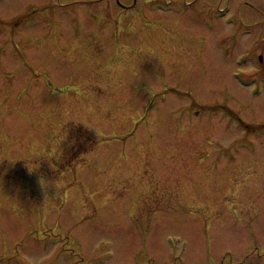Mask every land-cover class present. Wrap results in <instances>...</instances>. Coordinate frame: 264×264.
Wrapping results in <instances>:
<instances>
[{"label": "rangeland", "instance_id": "374dc122", "mask_svg": "<svg viewBox=\"0 0 264 264\" xmlns=\"http://www.w3.org/2000/svg\"><path fill=\"white\" fill-rule=\"evenodd\" d=\"M5 70L0 264H264V0H0Z\"/></svg>", "mask_w": 264, "mask_h": 264}, {"label": "flooded vegetation", "instance_id": "af4514ba", "mask_svg": "<svg viewBox=\"0 0 264 264\" xmlns=\"http://www.w3.org/2000/svg\"><path fill=\"white\" fill-rule=\"evenodd\" d=\"M123 35H125V38H128V43H134L135 41H136V37L134 36V34H123ZM133 35V36H132ZM257 39H259V37H257ZM112 39H110V42H108L111 46H113V45H116L117 44V42L115 41V38L113 39V41H111ZM132 41V42H131ZM107 42V41H106ZM97 44H99V43H97ZM193 44H196L197 45V42H195V43H193ZM163 49L164 50H166V47H165V45H164V43H163ZM203 49H205V47H203ZM182 50H184V48L182 47ZM15 51H16V53H18L17 54V56H18V58H20V57H23V60H25L24 59V54L23 53H21L20 52V49L16 46L15 47ZM186 53H188L189 51H186V50H184ZM200 51H202V47H201V45H200ZM124 68L125 69H128L129 70V64H126L125 66H124ZM132 70L133 69H135V66H134V68L132 67L131 68ZM19 75V74H18ZM17 74H15V73H11V72H7L6 70L5 71H3V73L2 74H0V80L3 78H6L7 80L10 78L11 79V81H14L15 79H16V77H19ZM2 77V78H1ZM5 81V80H4ZM6 84H7V81H6ZM2 85L4 86L5 85V83L4 82H2ZM5 143V142H4ZM4 143L2 144V146L4 145Z\"/></svg>", "mask_w": 264, "mask_h": 264}, {"label": "trees", "instance_id": "16d2710c", "mask_svg": "<svg viewBox=\"0 0 264 264\" xmlns=\"http://www.w3.org/2000/svg\"><path fill=\"white\" fill-rule=\"evenodd\" d=\"M85 138L88 137V139L90 140V145L89 148L87 150H85V154L88 153L89 151H91L95 145V140L91 137V135L88 132H85ZM93 139V140H92ZM67 149L65 150V155H66ZM142 195V193H140V196ZM137 209H138V204H137Z\"/></svg>", "mask_w": 264, "mask_h": 264}, {"label": "bare ground", "instance_id": "6f19581e", "mask_svg": "<svg viewBox=\"0 0 264 264\" xmlns=\"http://www.w3.org/2000/svg\"><path fill=\"white\" fill-rule=\"evenodd\" d=\"M154 42H157V39H154ZM156 52H159L157 49L155 50ZM167 52V50H164V51H162V52H160V53H155V54H157L158 56H159V58L161 59V61H160V64L163 66V60H164V54ZM163 54V55H162ZM164 67V66H163ZM135 69H136V66H135Z\"/></svg>", "mask_w": 264, "mask_h": 264}]
</instances>
